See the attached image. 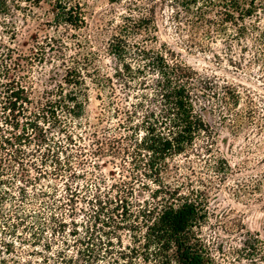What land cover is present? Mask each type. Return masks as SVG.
I'll list each match as a JSON object with an SVG mask.
<instances>
[{"label":"trees","instance_id":"trees-1","mask_svg":"<svg viewBox=\"0 0 264 264\" xmlns=\"http://www.w3.org/2000/svg\"><path fill=\"white\" fill-rule=\"evenodd\" d=\"M19 2L28 8L48 4L55 24L73 29L84 24L73 0H0V13L8 3L21 9ZM174 2L190 29L204 38L211 40L215 32L244 54L253 43L254 64L264 68V0ZM152 32L153 17L131 15L108 43L117 66L110 77H102L101 87L113 90L116 83L123 97L114 107L109 95L115 123L101 136L90 133V154L110 158L114 171L109 179L85 180L79 187L77 181L93 172L85 166L97 170L84 144L90 123L80 121L88 100L85 77L67 67L62 82L30 111L17 75L23 57H13L14 51L0 43V264H214L200 236L208 217L206 185L201 179L194 185L189 164V175L172 164L178 157H195L210 169L220 167V176L228 170L223 161L218 167L211 163L213 133L195 110L196 91L205 95L212 83L147 49ZM142 33L145 39L136 42ZM222 88L238 102L237 91ZM56 182L63 186L66 204L81 199L91 206L90 226L72 221L70 227L58 217ZM137 191L146 197L135 200ZM96 224L106 229L97 231ZM243 251L245 259L256 253L254 245Z\"/></svg>","mask_w":264,"mask_h":264},{"label":"rangeland","instance_id":"rangeland-1","mask_svg":"<svg viewBox=\"0 0 264 264\" xmlns=\"http://www.w3.org/2000/svg\"><path fill=\"white\" fill-rule=\"evenodd\" d=\"M73 2L80 6L84 16L79 29L55 24L54 13L46 3L28 8L19 2L21 9L17 10L8 3L5 12L0 13V43L14 51L13 57L18 54L23 57L17 75L29 95L30 111L45 101L47 91L62 82L67 67H74L85 77L88 100L80 121L90 123L84 129V144L87 159L96 163L97 170L85 166L87 172H93L77 181L76 186L84 185L85 180L96 184L98 178L109 179L110 171H114L110 158L90 154L93 149L90 133L101 136L106 127L115 123L112 108L107 107L109 95H114V107L121 105L123 97L116 83L113 90L101 87L102 77H110L117 66L108 55V43L125 17H153L154 38L144 44L146 48L165 54L168 61L181 64L198 79L212 83L205 95L196 91L195 110L213 133L211 163L218 167L223 161L228 170L220 176V167L218 171L210 169L203 159L195 157L190 160L178 157L172 163L182 168L183 175H189L185 169L189 164L194 170V175H189L194 185L199 186V179L206 185L203 190L208 217L200 236L214 264H264V68L254 64L255 45L248 43L249 51L244 54L237 46L230 48L215 32L211 40L204 38L200 30L193 32L174 0ZM144 39L143 33L134 38L136 42ZM222 87L237 91L238 102L224 94ZM166 179L171 181L172 175ZM56 184L61 193L56 198L61 201L57 203L60 209L55 211L58 217L70 227L72 221L78 226H90L91 206L81 199L66 204L61 198L63 186L60 182ZM146 195L137 191L134 198L138 201ZM96 225L97 231L106 229ZM255 239L259 242H254ZM251 245L256 250L254 258L245 259L243 250Z\"/></svg>","mask_w":264,"mask_h":264}]
</instances>
